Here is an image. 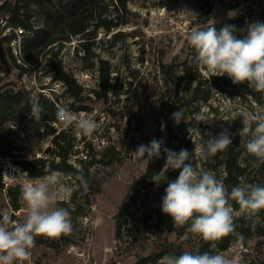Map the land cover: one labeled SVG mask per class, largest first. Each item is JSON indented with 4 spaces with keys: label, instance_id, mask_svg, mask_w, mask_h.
Returning <instances> with one entry per match:
<instances>
[{
    "label": "rangeland",
    "instance_id": "374dc122",
    "mask_svg": "<svg viewBox=\"0 0 264 264\" xmlns=\"http://www.w3.org/2000/svg\"><path fill=\"white\" fill-rule=\"evenodd\" d=\"M127 6L131 12L127 15L130 19L128 23L111 30L100 28L85 43L81 36H73L58 50V61L74 75L77 84L82 87L84 99L75 104L84 109H71L70 103L74 98L67 92L65 83L54 77V71L50 68V57L57 48L41 54L38 64L28 67L21 77L20 83L33 97L39 98L43 94L56 99L59 106L66 105L76 114H81V110L95 119L98 127L92 136L77 134L71 128L64 130L57 124L55 134L64 130L67 138L71 139L70 152L75 142L83 138L91 140L97 132L107 140L97 152L100 156L105 152L108 160L110 159L108 163L83 164L82 175L64 178V183L74 185L75 189L82 185L83 192L87 193L85 197L89 199L87 201L83 196L71 204L69 201L72 192L70 196L57 202V206L70 211L73 230L58 238L38 237L26 264H134L138 256L150 253L167 238L178 242L195 238L188 232L179 235L170 230L171 217L161 211L162 197L167 186L150 183L151 186L145 189L144 185H136L146 171L148 159L145 157L144 160H137L132 152L141 144L149 145L153 138L165 143L169 137L170 130L158 131L159 125L153 115L154 108L167 103V94L160 100L166 85L162 65L176 62L175 75L181 77L179 95L189 92L195 84L189 78V72H195L191 64L195 51L187 42V34L194 28H204L212 23L243 15V20L229 25L235 26L234 35L242 38L246 32L241 30L246 29L250 11L263 8L264 0H128ZM34 21L36 24L41 22L39 17H34ZM13 32L16 37L11 39L10 45L15 55L20 57V29H14L7 21L0 23V37ZM102 60L109 66V90H104L99 85V66ZM197 71L202 77L209 76L200 68ZM177 107L182 111L184 121L175 123L173 127L174 144L179 151L188 150L195 167L202 170L211 168L212 171H208L217 176L224 174V151L207 158L201 153L203 144L225 129L232 133V145L241 151L242 161L252 163L254 158L247 157L244 145L251 139L255 125L249 127L246 116L249 112L264 109L254 97L245 99L214 92L207 103L196 104L186 100ZM197 114H203L209 121L197 123L194 120ZM52 138L53 133L49 131L38 139L34 148L15 152V157L0 156V175L4 182L3 190L0 188V210L7 209L14 221H23L25 209L20 195L21 207L13 210L6 188L23 185L36 177H31L13 159L40 157L47 164L49 160L59 161L57 145ZM48 146L51 147V152L45 151ZM255 168L258 169L257 166ZM23 173L27 174L21 175ZM46 174L48 172L43 175ZM86 182L95 187L101 185L100 191L91 192L86 187ZM134 189L138 191L137 217L142 224L151 225L150 232L143 233L144 235L138 230L135 243L131 242V237L127 234L130 224L123 226L122 239H115V217L126 196L130 197ZM60 202L65 205L61 206ZM236 212L237 217L243 215L240 210ZM142 218H146V222ZM215 253L238 256L241 264H258L264 259V237L253 238L247 245L235 241L227 249L215 250ZM161 259L156 263L146 264H159Z\"/></svg>",
    "mask_w": 264,
    "mask_h": 264
},
{
    "label": "trees",
    "instance_id": "16d2710c",
    "mask_svg": "<svg viewBox=\"0 0 264 264\" xmlns=\"http://www.w3.org/2000/svg\"><path fill=\"white\" fill-rule=\"evenodd\" d=\"M127 2L128 0H3L0 3V23L7 21L14 29H20L22 35L20 57L15 55L10 45L11 39L16 37V33L13 32L0 37V156L15 157V152L34 148L38 139L51 131L53 133L52 140L57 145L59 161L49 160L47 164L46 160H42L40 157L34 159L14 158L13 161L21 165L31 177H38L56 170L74 177L83 174L80 169L67 162L68 154L72 149L71 139L67 138V133L61 130L58 134H55L56 128L50 125L51 121L57 120L55 113L59 106L58 101L42 94L38 99L44 108V113L41 121H34L30 118L31 101L34 97L20 83V80L28 67L38 64L41 54L57 48L50 57V68L54 71V77L65 83L67 92L74 98L73 102L70 103L71 109L75 111L82 109L83 106L75 104L84 99L82 87L77 84L74 75L65 70L58 61V50L73 36H81L85 43L100 28L111 30L128 23L130 19L127 15L131 12L128 9ZM34 17H39L41 22L36 24ZM241 20H243V15L235 19L214 23V27L219 31L224 26ZM253 22L264 23V7L250 11L246 28L248 24ZM191 62L195 72L192 74L189 72V78L195 81V84L191 86L189 92L186 91L181 95H179L178 88L181 77L176 76L174 70L176 62L170 65H162L166 85L164 92L161 93L160 100L167 94V103L159 108H154L153 111L159 125L158 131L170 130L169 137L162 147L171 149L174 152H179V150L174 144L173 127L175 122L172 119V114L178 111L177 106L180 103L189 100L191 103L204 104L211 99L214 92H223L231 97L239 96L245 99L254 97L255 101L264 107V93L254 92L246 84L234 85L226 75L224 77L213 76L211 79L210 76L202 77L197 71L199 67L195 62V56ZM99 81L100 87L104 90L111 88L109 66L104 60L99 66ZM45 151L51 152L52 149L48 146ZM248 156L250 157L247 154ZM165 159L163 151H161L160 158L148 159L146 171L137 180L136 185H144L143 188L145 189L151 186L150 183H153L151 182V176L163 168ZM99 161L108 163L110 159L108 160L104 152ZM223 163L224 174L216 176L218 179L223 180L229 191L242 182L264 184V164L259 165L256 170L253 163L243 162L241 151L237 150L235 145L229 146L224 151ZM208 170L212 171L211 168H208ZM178 174L179 170H169L166 175L169 180H174ZM84 176L88 178L87 174H84ZM85 185L91 192H99L101 188V185L95 187L90 182H86ZM160 185L167 186V179H162ZM21 187V184H17L6 188L9 203L13 210L21 207ZM0 188L2 190L4 188L1 175ZM160 191L163 192L161 188ZM137 192V189H134L130 197L126 196L123 206L115 217V239H122V228L125 224H130L127 234L128 237H131L133 243L138 239V230H141L142 234L150 232L151 225L142 224L137 217L139 211L136 200ZM83 196L88 201L89 198L85 197L87 193L83 192V186L81 185L73 191L69 203H76ZM60 204L61 206L65 205L64 202H60ZM233 209L234 211L240 210L235 202H233ZM13 217L15 216L13 215ZM260 218L264 221V212L260 213ZM141 220L146 222L147 219L142 218ZM171 225L170 230L176 231L179 235L186 233V226L175 227L173 223ZM236 225V231L242 235L244 245H247L253 238L260 239L264 237V225H257L253 229L244 214L236 218ZM235 241H239L236 235H230L219 241H204L199 237H195L178 242L167 238L165 242L156 245L150 253L145 256H138L134 264L156 263L165 255H179L184 251L194 254L203 252L214 254L215 250L227 249ZM258 264H264V259L260 260Z\"/></svg>",
    "mask_w": 264,
    "mask_h": 264
},
{
    "label": "clouds",
    "instance_id": "9594fccd",
    "mask_svg": "<svg viewBox=\"0 0 264 264\" xmlns=\"http://www.w3.org/2000/svg\"><path fill=\"white\" fill-rule=\"evenodd\" d=\"M235 31V26L229 25L217 31L212 23L204 28H194L186 39L195 51L196 64L209 74L210 79L226 75L234 85L246 84L252 91L264 93V23L248 24L241 30L246 32L242 38L234 35ZM43 113V106L34 97L30 118L39 122ZM55 116L64 130L71 128L80 135L92 136L98 127L92 116L76 114L66 105L58 106ZM172 119L176 124L184 121L182 111L174 112ZM194 120L197 123L209 121L203 114H197ZM246 123L255 127L244 148L254 158L253 166L258 167L264 164V109L249 112ZM163 143L153 138L149 145L141 144L132 153L137 160L158 159L161 151L165 154L164 166L158 173H153L151 182L159 186L162 179H167L161 211L171 217L175 227L186 226V232L204 241H219L236 235L242 242V235L236 231L238 213L233 209V202L253 229L264 225L260 218V213L264 212V184L242 182L229 191L215 173L195 167L188 150L174 152L162 147ZM232 144V133L225 129L203 144L201 155L214 157ZM169 170H179L177 178L169 180L166 175ZM24 174L27 173L21 175ZM74 190L75 186L64 183L63 175L56 172L24 183L21 187L25 209L23 221L12 220L7 209L0 210V264H26L38 237L58 238L71 233V213L67 208L57 206V202ZM159 264H241V259L225 253L184 251L179 255H165Z\"/></svg>",
    "mask_w": 264,
    "mask_h": 264
},
{
    "label": "built area",
    "instance_id": "2783aa9c",
    "mask_svg": "<svg viewBox=\"0 0 264 264\" xmlns=\"http://www.w3.org/2000/svg\"><path fill=\"white\" fill-rule=\"evenodd\" d=\"M79 111V110H78ZM80 113L82 111L80 110ZM59 122L57 120L51 121L50 125L53 126L54 128L57 126ZM106 138L104 135L101 133H95L94 136L91 138V140H88L86 138L80 139L79 141L74 143L73 150L72 152L69 153L67 157V162L72 165L73 167L77 169H82L83 164H95L99 161L101 158L100 154L97 152V149L102 147L103 145L106 144ZM100 156V157H98ZM59 158V157H58ZM56 173L65 175L64 178H72L71 175H66L62 171L56 170ZM50 173L36 177V178H43ZM36 178H31L29 181H32ZM27 181V182H29ZM62 198L59 200L61 201Z\"/></svg>",
    "mask_w": 264,
    "mask_h": 264
}]
</instances>
